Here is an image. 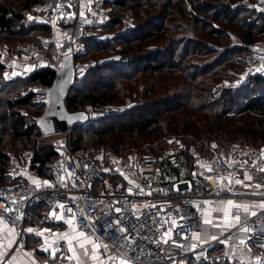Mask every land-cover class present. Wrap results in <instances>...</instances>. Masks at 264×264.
Masks as SVG:
<instances>
[{"label":"built area","instance_id":"built-area-1","mask_svg":"<svg viewBox=\"0 0 264 264\" xmlns=\"http://www.w3.org/2000/svg\"><path fill=\"white\" fill-rule=\"evenodd\" d=\"M115 1L38 0L22 13L19 26L43 25L53 32L57 29L61 37L37 33L13 46L4 43L0 66L11 76L24 77L41 69L55 75L63 59L70 55L76 79L92 66L78 59L84 40L91 28L103 23L106 10ZM240 6L264 17V0H243L230 7L234 10ZM246 47V75L264 77V42L247 43ZM233 86L229 84L230 88ZM47 88L35 85L33 89L44 103ZM105 109L108 110L97 115L108 116L116 111L109 106ZM70 111L85 113L84 123L97 117L91 108ZM54 151L55 157L42 165L33 162L31 151L7 153L8 183L0 185V222L15 229V248L24 246L31 236H49L51 231L44 224L58 220L83 230L84 237L92 242H99L94 254L96 244L86 248V256H96L101 264H182V258L188 255L195 261L205 260L207 250L220 243L218 239L224 245L220 254L246 264H264V208L258 207L264 201V150L234 145L228 150L201 151L194 144L170 140L157 153L135 152L110 159L83 154L70 141L58 143ZM38 167L42 170L39 175ZM31 171L38 176L27 175ZM238 173L243 175L245 188L235 183ZM246 176H251V180ZM33 181L41 186L37 188ZM45 181L52 186H45ZM253 182H258L263 191L254 189ZM228 200L234 202L232 216L237 214L236 204L250 205L256 215L241 209V221L232 229L205 231V210ZM35 208L40 209L34 221L31 212ZM116 209L121 211L117 213ZM109 222L113 227H108ZM120 227L125 231H118ZM245 227L247 232L243 231ZM29 228L33 231L28 232ZM204 232L207 235L195 244L194 234ZM71 245L76 248V241ZM7 255L0 259V264H4Z\"/></svg>","mask_w":264,"mask_h":264},{"label":"trees","instance_id":"trees-1","mask_svg":"<svg viewBox=\"0 0 264 264\" xmlns=\"http://www.w3.org/2000/svg\"><path fill=\"white\" fill-rule=\"evenodd\" d=\"M15 1L0 0V39L23 40L27 37H33L36 33L44 30V26L39 25L31 28L19 26L20 18L23 11H25L24 8L27 7L26 9H29L38 0ZM142 1L116 0L112 4L113 10L122 9L127 5L131 6L132 9L137 8L138 10L136 11L135 9L134 13L136 14L133 15V20L136 23L135 28L115 38L120 42L123 38L122 43L124 45L130 46L135 42H142L143 39L148 41L154 35H160L159 33L162 31L165 19L170 15L168 7L172 4H175L179 13L181 11L184 13L183 15L190 20L192 26L199 24L201 30H207V41H197L192 40V38L185 39L182 42L180 52L177 54L176 47H174V39L169 37L168 33L165 34V32L163 36L168 39L166 43L162 42L159 48L135 51V53L128 56L129 60H126V63L122 67H129L133 76L141 74L148 75V77L155 76L156 79L161 78V75L166 70L175 69L178 74H182L185 78L178 80V85L184 82L186 84L187 81L195 82V88L190 89L187 86L178 90L177 85V88H174L170 93L135 103V105L125 112V117L122 121H116L114 124L102 128L99 132L94 131V133L100 134L101 137L108 132L116 134L115 136L130 134L144 136L160 132L192 133L193 136L188 138L187 141L194 145H197L196 141L199 139L224 142L242 137L247 140L250 139L252 143L264 141L263 76L247 74L244 83H241L234 89L222 88L217 97L214 98L213 91H210L214 82L212 80L208 82L199 79L201 76H208L214 80L226 77L227 74L224 73L226 70L218 71L216 68L222 66L224 62L233 60L230 56L238 50H241V59L244 62V58L248 54L246 44L264 41V17L256 14L253 10L245 9L241 6L234 10L231 9L230 4L239 0H226L227 2L224 0H164L157 8L147 3L148 5L146 4L144 9H139L141 8L140 3ZM145 1L149 2L150 0ZM172 11L175 12L174 9ZM179 13L175 15L177 16ZM251 16L253 17L250 20ZM118 20L115 18L111 24L118 23ZM232 26L235 28L232 29ZM204 27L205 29H203ZM235 31H237L239 36H243L242 44L230 46L229 32ZM84 41L88 45L87 56L89 54L94 56L100 47L106 46L95 38L88 37ZM217 47H223L220 55L204 65H200L198 62L182 65L177 58L176 60L174 59L175 54L178 55L179 59L183 58V60L189 54L202 57L207 55V53L216 52L214 49ZM93 50L96 51L93 52ZM81 57L79 55L78 59L82 61ZM234 61L231 63L232 68L235 67L233 65ZM114 64L116 65L115 62L111 64H96L94 67H91L86 74L88 83L84 87L75 85L70 88L65 102L67 109L74 110L78 108V102L82 101L96 104L100 101L99 99H102V102H115L119 100L123 95L124 87L123 85H118V82L119 80H128L130 76H123L124 78H122L120 71L115 68ZM224 67L226 68L227 66L225 65ZM109 68L110 72L107 73L106 70ZM0 71H2L1 66ZM53 78L54 72L48 69H41L32 72L22 79L16 77L7 81L0 86V92L10 94L24 84L49 87ZM82 81L83 79L80 82ZM152 83H150L151 87H149V91H152ZM87 85H92L94 88L86 89ZM32 96V93H26L14 101H7L5 105L7 108L25 107L31 103ZM179 112L183 115L179 114ZM8 119V115H1V120L5 127L3 126L4 129L0 132V182L4 180L3 178H6L5 168L8 157L7 151L3 150L2 138L7 129H9V126H7ZM19 123H21V120H18ZM76 128H78V132L80 133L78 125L73 127L72 130ZM33 129L36 134L43 135L41 130L36 126L29 127L20 134L24 135V137H29ZM13 134L18 135V133L14 132ZM80 138L81 135L78 134L73 145L75 150L79 149L78 143ZM116 138L117 140L118 138L120 139V137ZM153 138L151 137L149 140L152 141ZM184 139L186 140V137ZM112 144L114 145L112 146L113 151L118 152L119 149L116 146L119 143L113 141ZM12 149L16 153L21 152L14 148ZM161 149H158V151ZM33 154V162H38L40 165L55 157V151L49 145L41 146ZM38 173H42L40 167H38ZM189 263L218 264L215 262H203L201 260L197 263L191 260Z\"/></svg>","mask_w":264,"mask_h":264},{"label":"rangeland","instance_id":"rangeland-1","mask_svg":"<svg viewBox=\"0 0 264 264\" xmlns=\"http://www.w3.org/2000/svg\"><path fill=\"white\" fill-rule=\"evenodd\" d=\"M16 2L15 0H13ZM164 0H150L149 2L143 0L140 3L139 9H144L146 7L147 3H150L153 5L154 8L159 7V4L162 3ZM226 1V0H224ZM228 1V0H227ZM226 1V2H227ZM243 0L234 1L231 4L239 3ZM230 4V6H231ZM18 5V4H16ZM148 5V4H147ZM27 7L24 8L26 12L28 9ZM138 11L137 8H131V6H126L122 9H114L112 5L110 6L109 10L107 11L106 19L101 23L100 25L93 27L88 32L89 38H95L101 43L105 44L106 46L100 47L96 52L95 55H86V51H88V45L85 44L82 48V52L80 54L82 62H88L91 63L94 67L96 64H111L112 62H115L114 64L115 68L120 71L121 77L123 76H130L128 77V80H119L118 85H123L124 92L122 97L119 100H116L115 102H102V99H99L96 104H91L87 101L78 102L77 107L79 108H91L95 113H92L93 115H97L101 113L107 106L111 107L114 113H117V111H120L117 114L112 113L111 115L104 116V115H97V117L92 122H87L78 125L80 127V133L78 132V128L74 130H68L66 132L51 134V135H38L32 130V134L29 137H24V135L20 134L25 129L29 127L37 126L36 119L38 116H40L43 113V110L45 108L44 99L41 96H37L33 93V89L35 85H22L18 87L14 92H11L10 94H5L4 92H0V132L5 125L2 123L1 115H8V123L7 126H9L7 129V132L3 135L2 138V146L4 151H13L12 148L16 149L17 151H31L34 153L37 149H39L41 146H51L53 149L55 145L58 143L70 141L72 145H74V141L78 134L81 135V138L78 143L79 151H81L83 154L95 156V155H103L106 157V159H110L111 156H130L135 152H142V153H157L154 151H158V149H164L167 145V143L170 140H177L189 143L187 141L188 138H191L192 133H153L152 135H138V134H130V135H122V136H115L116 134H113L111 132H108L103 137L101 135L94 133V131L99 132L104 127H107L110 124H114L116 121H122L125 117V112L130 109L135 103H139L140 101H144V99H154L156 97L162 96L165 93H170L174 88H177V81L180 79H185L182 74H178V72L175 71V69L172 70H166L161 75V78H157L155 76L148 75H135L133 76L131 70L129 67H122L126 63V60H129L128 56L132 55V53H135V51H145L146 49H155L159 48L162 44V42H167V38H165L163 35L164 33L169 35L172 39H174V47H176V53L178 54L180 52V49L182 48V42L185 39L197 40V41H207L206 38V32L207 30H201L199 24L196 26H192L190 20L184 16L183 12L180 13L177 11V8L175 4H172L168 7L170 11V15H168L165 19V24L162 28V31L159 33L161 35H154L152 39H149L148 41H145L146 39H143L142 42H135L130 46L124 45L122 43L123 38L121 39V42L117 39H115L118 35L128 33L132 29L135 28L136 23L133 20L134 11ZM175 10L173 12L172 10ZM113 10V13H112ZM173 13H172V12ZM255 12V11H254ZM176 13H179L177 16ZM256 13V12H255ZM112 14V15H111ZM255 15V14H254ZM253 16L250 17V20ZM115 18L119 19L118 23L111 24ZM43 26V25H42ZM205 26V25H204ZM113 27V28H111ZM41 28V27H40ZM235 28L232 26V29ZM205 29V27L203 28ZM208 29V28H206ZM51 29L49 27H44V30H41L39 34L50 37L52 35L57 36V38L61 37V34L55 29L56 31H50ZM162 33V34H161ZM37 34V33H36ZM168 37L167 35H165ZM230 36V46L232 45H241L242 44V35L239 36L237 31L235 32H229ZM88 37H86L88 39ZM32 37H27L23 40H7V39H0V49L3 47L4 43H7L9 46H13L16 42H23L27 39ZM85 38V39H86ZM261 42V41H259ZM264 42V41H263ZM53 48V47H52ZM214 50L216 52L211 53L199 57L197 55H191L189 54L184 60L183 58H178V55L175 54L174 59L177 60L182 64H191L198 62L200 65L207 64L214 60L216 57L220 55V53L223 50V47H217ZM86 55V56H85ZM127 55V56H126ZM231 59L235 60L233 65L235 67H231V63L233 60H230L228 62H224L222 66H219L218 71L226 70L224 73L227 74L226 77H220L216 80L209 78L208 76H201L199 79L203 81L211 82V80L214 82L210 89V91H213V98L217 97L219 94V91L222 88H230L229 84H233L234 88L238 87L241 83H244L245 75H246V58H244V62L241 59L242 52L241 50L237 51L235 54H231ZM227 66L226 68L224 66ZM90 67V68H91ZM107 73L110 72V68L106 70ZM87 72H85L83 75H80L77 77L72 86H79L84 87L86 83H88L87 79ZM24 78L22 76H16V75H10L8 72L5 71V69L2 67V71H0V86L5 84L7 81L12 80L14 78ZM155 77V78H154ZM121 78V79H122ZM83 79L82 82H80ZM153 82V83H152ZM153 88L152 91H149V87H151V84ZM185 83V82H184ZM178 85V90H180L182 87L189 88H195L194 84L195 82H189L187 81L186 84ZM10 85V84H9ZM125 85V86H124ZM71 86V87H72ZM92 85H87L86 89L92 88ZM231 87L230 89H234ZM94 88V87H93ZM122 90V91H123ZM127 90V91H126ZM179 92V91H178ZM26 93H32V100L31 103L25 107H13V108H7L6 102L7 101H14L15 99L21 97L22 95ZM69 93V92H68ZM111 93V92H110ZM83 94V93H82ZM104 112V111H103ZM181 114V112H179ZM183 115V114H181ZM179 116V115H178ZM182 117V116H179ZM16 120V122H15ZM18 120H21V123L18 124ZM177 121V120H176ZM34 125V126H33ZM77 126V125H76ZM75 127V126H74ZM96 129V130H95ZM13 130V131H12ZM16 130V131H14ZM18 133V135L13 134ZM116 137H120V139ZM154 137L153 140H149V138ZM186 137V140L184 139ZM117 142L119 145L116 147L119 149L118 152L113 151L112 142ZM197 145H195L199 150L201 151H207L210 148H220L222 150H226L227 148H231L234 145H238L240 147H256L264 150V141L259 143H252L251 140H247L245 138H237V139H231L229 141H215V140H203L199 139L196 141ZM192 144V143H191ZM215 145V147H213ZM74 148V147H73ZM224 148V149H223ZM161 149V150H162ZM227 149V150H228ZM160 150V151H161ZM159 152V151H158ZM121 154V155H120ZM8 183V179L4 178L0 182V185H4ZM213 247V248H212ZM209 248L206 252L207 258L205 260H201L203 262H210V263H218V264H246V262H239L230 259L227 256H224L220 254L219 251H216V247L212 246ZM193 258H183L182 264H188L189 261H191ZM195 263L200 261H195ZM190 264V263H189Z\"/></svg>","mask_w":264,"mask_h":264},{"label":"crops","instance_id":"crops-1","mask_svg":"<svg viewBox=\"0 0 264 264\" xmlns=\"http://www.w3.org/2000/svg\"><path fill=\"white\" fill-rule=\"evenodd\" d=\"M48 178H50V174L47 171H43ZM27 175L31 177L38 176L34 172H29ZM3 176V175H2ZM4 179V178H3ZM237 179L239 181L242 180L243 183V175L242 173L237 174ZM242 183L238 184L242 188H245ZM254 183V182H253ZM259 184L258 182L254 183V189L258 191H263L262 188H256L255 185ZM244 205V204H242ZM233 206V205H232ZM232 206H229L226 203L215 204L212 207H209L205 210L203 216L205 219H209L211 223H205V231L209 228H221L223 232L226 230H230L237 225L235 221L232 220V215L230 214V209ZM249 212H255L254 209L250 208ZM217 209H222L217 211ZM243 211V208H241ZM38 208H35L31 212L32 220L38 219ZM225 212L229 215L225 217ZM244 212V211H243ZM231 223L235 226L222 228V227H214L213 224H223V223ZM51 231V234L47 237L35 238L33 236L29 237L24 246L22 247H14V235H9V231L11 228H7L0 222V259L4 257L7 253V259H5L4 264H101L98 258L94 255L91 256H82V252L84 249L80 247L81 244L84 245V248L92 247L93 243L91 239H87L85 237H81L77 229L73 226L63 223L61 221H53L51 223L44 224ZM207 232L198 233L193 236V242L199 243L200 237H205ZM197 236L199 237L197 239ZM9 240L12 241L9 244ZM220 243L221 239H218ZM76 241L77 247L73 248L71 243ZM216 242V241H215ZM214 243L213 246L216 247V251L223 250V244ZM213 248V247H212ZM189 258L191 255L185 256L183 258ZM182 258V259H183ZM194 260V259H192ZM125 264V262L123 263Z\"/></svg>","mask_w":264,"mask_h":264},{"label":"water","instance_id":"water-1","mask_svg":"<svg viewBox=\"0 0 264 264\" xmlns=\"http://www.w3.org/2000/svg\"><path fill=\"white\" fill-rule=\"evenodd\" d=\"M74 79L73 58L68 55L63 59L62 67L55 73L51 85L46 89L45 108L36 119L37 126L44 136L66 132L86 121L85 113L70 111L65 104Z\"/></svg>","mask_w":264,"mask_h":264},{"label":"snow or ice","instance_id":"snow-or-ice-1","mask_svg":"<svg viewBox=\"0 0 264 264\" xmlns=\"http://www.w3.org/2000/svg\"><path fill=\"white\" fill-rule=\"evenodd\" d=\"M29 19H31V17H29ZM213 147H215V145H214ZM201 166H202V167H207L206 164H201ZM261 171H264V169H261ZM245 179H247V180H251V176H246ZM33 183L36 185L37 188H39V187L41 186L40 183H39L38 181H33ZM130 183H131V181H130ZM235 183L240 184V183H242V181L237 180V181H235ZM44 185H45V186H48V187H51V186H52V185H50L47 181L44 182ZM137 187H139V186L137 185ZM255 187H256V188H260L261 185L257 184V185H255ZM131 191H132V190L129 189V192H130V193H131ZM140 192H141V193L143 192V189H142V188L140 189ZM227 204H228L229 206H232V205L234 204V202L231 201V200H228V201H227ZM59 207L62 208L63 205H59ZM235 207H236V213H237V214L234 215V216L232 217V220L235 221V223H239V222L241 221V216L239 215V212H240L241 208H243V211H244L245 213H248V212H249V206H248L247 204H244V205L236 204ZM258 207L264 208V201H262V202L258 205ZM5 210L7 211L8 209L6 208ZM220 210H222V209H217V211H220ZM69 211H71V210H69ZM120 211H121L120 209H116V212H117V213H119ZM125 211H128V209H126ZM138 214H139V210H137V216H138ZM228 215H229V214H228L227 212H225V217H227ZM251 215H256V213H255V212H252ZM17 219H18V218H17ZM120 219H121V218L118 216V217H117V223L120 222ZM204 222H205L206 224H207V223H211V221H210L209 219H207V218L205 219ZM213 226H214V227L228 228V227H233V226H235V225H234V224H231V223H227V222H225V223H223V224H213ZM108 227H113V225H112L111 222L108 223ZM135 228H136V225L133 224V225H132V229L135 230ZM117 230L120 231V232H124V231H125V229H124L123 227H120V228H118ZM27 231H28V232H32L33 229L29 228V229H27ZM243 231L247 232V231H248V228L245 227V228L243 229ZM14 234H15V229H14V228L10 229V231H9V235H14ZM79 235H80L81 237H84V236H85V232H84L83 230H81V231L79 232ZM194 235H196V234H194ZM198 238H199V237L197 236V239H198ZM213 238H216V237H213ZM8 242H9V244L12 243L11 240H9ZM92 243L96 244V247L92 249V252H93V254H94V253L96 252L97 248L99 247V242L93 241ZM80 247H81L82 249H84V251L82 252V256H86V255H88V249L84 248V245H83V244H81ZM104 247H105V250H107L108 246L105 245ZM33 264H34V261H33Z\"/></svg>","mask_w":264,"mask_h":264}]
</instances>
